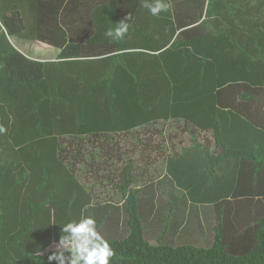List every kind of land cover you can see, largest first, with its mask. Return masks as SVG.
<instances>
[{"label":"trees","instance_id":"obj_1","mask_svg":"<svg viewBox=\"0 0 264 264\" xmlns=\"http://www.w3.org/2000/svg\"><path fill=\"white\" fill-rule=\"evenodd\" d=\"M163 2L0 0V264L88 216L110 264H264V0Z\"/></svg>","mask_w":264,"mask_h":264},{"label":"clouds","instance_id":"obj_2","mask_svg":"<svg viewBox=\"0 0 264 264\" xmlns=\"http://www.w3.org/2000/svg\"><path fill=\"white\" fill-rule=\"evenodd\" d=\"M144 8L152 16L168 11V5L163 0H143ZM115 23V28H109L105 36L112 40H122L129 33L130 19ZM6 131L0 128V133ZM56 251L48 256V262L56 261L57 264H110L115 256L110 243L98 232L94 218L82 217L79 221L69 222L62 227V235L55 245Z\"/></svg>","mask_w":264,"mask_h":264},{"label":"crops","instance_id":"obj_3","mask_svg":"<svg viewBox=\"0 0 264 264\" xmlns=\"http://www.w3.org/2000/svg\"><path fill=\"white\" fill-rule=\"evenodd\" d=\"M13 41L18 50L31 60L43 62L60 60V49L39 42H28L20 39H14ZM36 49H38L39 52L41 51L40 54H38L39 52H37ZM34 56L40 57H38L39 59H33L32 57ZM170 124L173 125L172 133H178L179 137L188 143L190 139V131L192 130V128H190L191 125L186 124L184 121H178V123L175 122ZM198 138L200 140H209L210 143L213 142L209 133H201Z\"/></svg>","mask_w":264,"mask_h":264},{"label":"rangeland","instance_id":"obj_4","mask_svg":"<svg viewBox=\"0 0 264 264\" xmlns=\"http://www.w3.org/2000/svg\"><path fill=\"white\" fill-rule=\"evenodd\" d=\"M36 51L37 52H39L38 51V49H36ZM41 52V51H40ZM40 52L38 53V54H40ZM41 56V55H40ZM40 56H38V57H40ZM38 57H36V56H34V57H32L33 59H39ZM152 130V129H151ZM175 133V132H174ZM173 133V134H174ZM177 135H178V133H177ZM148 137H150V139L152 138V141H153V143H152V145L154 146V147H156V149H158L159 148V144H160V137H156V135L155 134H150V135H147ZM146 136V137H147ZM179 136V135H178ZM148 139V138H147ZM160 152L159 151H156L154 154H152L153 155V158L155 157V158H157V159H159V156H160ZM154 158V159H155Z\"/></svg>","mask_w":264,"mask_h":264}]
</instances>
